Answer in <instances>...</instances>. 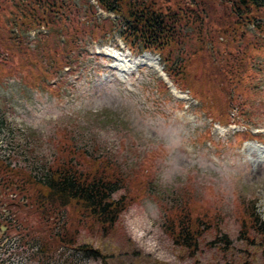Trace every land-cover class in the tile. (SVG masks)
<instances>
[{"label":"rangeland","instance_id":"rangeland-1","mask_svg":"<svg viewBox=\"0 0 264 264\" xmlns=\"http://www.w3.org/2000/svg\"><path fill=\"white\" fill-rule=\"evenodd\" d=\"M157 3L182 16L178 28L186 39L177 58L185 52L192 73L182 85L154 52L155 64L112 68L107 50L143 53L129 50L119 37V15L96 0H71L73 23L65 27L82 30L71 49L63 28L27 31L12 24L21 45L12 44L10 55L0 35V157L44 177L68 149L60 145L70 144L121 170L115 198L134 196L112 230L80 223L76 244L103 256L55 239L76 220L73 207L52 218L29 203L19 214L28 223L13 217L11 229L0 208V264H264V239L244 229L254 208L264 219V10L236 24L232 0ZM9 8L0 11L3 17L14 16ZM50 44L68 67L50 69ZM242 55L250 77L226 91L218 67ZM185 204L200 221L194 252L170 233L169 214Z\"/></svg>","mask_w":264,"mask_h":264},{"label":"trees","instance_id":"trees-1","mask_svg":"<svg viewBox=\"0 0 264 264\" xmlns=\"http://www.w3.org/2000/svg\"><path fill=\"white\" fill-rule=\"evenodd\" d=\"M96 1L105 12L119 15L121 21L119 37L131 51H151L159 54L165 65L170 66V74L174 79L181 85L182 80L186 83L192 73L189 56H186L184 52L182 59L177 58V50L181 47L179 42L181 39H186L178 28L182 18L178 10L161 7L157 0ZM232 2L229 13L235 17L236 24H245L247 19L255 20L264 10V0H232ZM9 7L12 8L10 14H14L13 17H3L0 13V28L3 29V34L0 32V35L6 44L5 47L8 48L7 55H10L9 49L14 48L12 44L17 45L19 42L21 45L20 34L14 30L15 26L27 31L38 29L43 31L42 28L48 31L58 28L66 29L65 39L69 42L66 46L70 49L73 47L70 45L73 43V36H79V27L77 29L70 27V29L64 24L67 20L73 23L72 17L68 19L71 0H0V11ZM106 19L112 22L111 18ZM66 25L70 26L68 23ZM80 31L82 32L81 29ZM95 31L98 30L95 29ZM104 32H106L105 37L112 34ZM51 38H48L49 43ZM10 39L13 43H10ZM55 50L50 44V51L55 57L50 69L54 71L62 66L68 67V61L64 57L59 58ZM191 52L194 53L190 49L188 54ZM245 58L242 55L237 59V63L218 67L226 83L224 86L226 91L229 87L234 89L238 85L247 83L250 70L245 63ZM223 71H228L230 77ZM232 98H234L233 95ZM60 146L68 147V149L64 148V151L60 147L65 153L61 152L59 157L48 166L44 177L34 175L23 167L0 157V208L3 226H9L10 229L15 227L12 223L13 217L24 222L19 214L29 203L35 205L43 217L51 215L52 218L73 207L78 211L76 220L68 225L64 234L61 233L62 231L54 234L55 239L60 244L76 246L83 251L92 252L93 255L103 256L100 249L93 248L90 244H76L80 223L89 220L102 230H112L134 196L114 197V192L125 179L114 163L107 159L88 157L84 151L80 154L76 153L70 144ZM179 212L178 215L176 212L169 214L174 216V222L170 217L168 218L172 225L170 233L177 244L194 252L198 247V238L202 234L200 221L191 218L190 208L186 204ZM250 228L264 239V219L255 208L249 215V220L244 222L245 231L248 232ZM223 237L226 236L223 235L221 239ZM224 264L236 263L228 261ZM240 264H252V262L246 259Z\"/></svg>","mask_w":264,"mask_h":264},{"label":"bare ground","instance_id":"bare-ground-1","mask_svg":"<svg viewBox=\"0 0 264 264\" xmlns=\"http://www.w3.org/2000/svg\"><path fill=\"white\" fill-rule=\"evenodd\" d=\"M107 54L115 59V64L112 68L119 69L121 71L132 70L143 65H152L157 61L156 58L149 52H145L139 56H133L131 54H122L116 50H107Z\"/></svg>","mask_w":264,"mask_h":264}]
</instances>
